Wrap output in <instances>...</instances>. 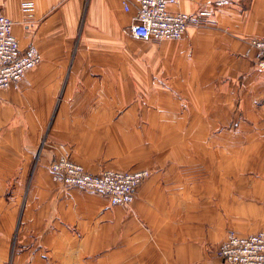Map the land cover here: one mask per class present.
I'll return each instance as SVG.
<instances>
[{"label":"crops","instance_id":"1","mask_svg":"<svg viewBox=\"0 0 264 264\" xmlns=\"http://www.w3.org/2000/svg\"><path fill=\"white\" fill-rule=\"evenodd\" d=\"M172 9L208 21L141 51L124 42L134 0H0L21 48L41 52L0 88V264H227L216 248L230 232L264 230V69L250 46L264 0ZM141 123L194 132L195 148L164 143L131 204L54 180L59 143L92 173L128 170L117 140Z\"/></svg>","mask_w":264,"mask_h":264},{"label":"built area","instance_id":"2","mask_svg":"<svg viewBox=\"0 0 264 264\" xmlns=\"http://www.w3.org/2000/svg\"><path fill=\"white\" fill-rule=\"evenodd\" d=\"M132 0H124L130 9ZM137 16L126 32L139 39L173 40L183 38L191 25L203 26L208 12L189 13L173 10L180 0H134ZM224 3L228 1H223ZM13 20L0 14V88L17 85L24 74L41 61L35 45L22 49L13 33ZM250 46L258 50L259 65L264 69V39L253 38ZM53 178L63 184L92 189L108 195L111 203L129 205L141 182L150 176L149 169L88 171L74 160L66 144H59L52 164ZM216 253L227 264H264V230L251 235L230 232L216 248Z\"/></svg>","mask_w":264,"mask_h":264},{"label":"rangeland","instance_id":"3","mask_svg":"<svg viewBox=\"0 0 264 264\" xmlns=\"http://www.w3.org/2000/svg\"><path fill=\"white\" fill-rule=\"evenodd\" d=\"M127 36L130 37V40H126L124 42L135 45L141 51H145L150 47L160 45L163 43H167V42H171V41H180L184 38L183 37L181 39L157 41V40L139 39V38H135L133 36H130L128 34H127ZM141 125L142 126H140L139 131H130V132L120 133L121 138H120V140H117V143L121 144V147L116 148L115 152L122 154V160L120 161L121 166H119V167H122V169L128 168V170H126V171H133L134 169H129V168L139 167V169H140L141 167L147 166L146 163L149 160L153 159L154 157L162 156L164 154V150H163L164 143H166L169 139L174 143H178V141L180 140L179 138L182 135H183L184 141L186 140V143H188V145H187L188 146V153L194 154V148H195L194 147L195 146V142H194L195 141V133L194 132L170 133V137L168 138V133L162 132L161 130L153 132L145 124L141 123ZM59 144H61V143H59ZM59 144L57 146L56 154L58 153ZM63 144H66L68 146V148L70 149L71 153H73L71 146H69L67 143H63ZM56 154H55V156H56ZM146 169H147V167H146ZM107 170H109V169H107ZM110 170H119V169H110ZM149 170H150V175H151L152 170L151 169H149ZM142 182H141V184H142ZM68 186H71V185H68ZM74 187H77V186H74ZM80 188H82V187H80ZM83 189H86V188H83ZM90 190H92V189H90ZM94 191H96V190H94ZM98 192H100V191H98ZM100 193H103V192H100Z\"/></svg>","mask_w":264,"mask_h":264},{"label":"bare ground","instance_id":"4","mask_svg":"<svg viewBox=\"0 0 264 264\" xmlns=\"http://www.w3.org/2000/svg\"><path fill=\"white\" fill-rule=\"evenodd\" d=\"M17 38V37H16ZM20 44V43H19ZM21 47V46H20Z\"/></svg>","mask_w":264,"mask_h":264}]
</instances>
